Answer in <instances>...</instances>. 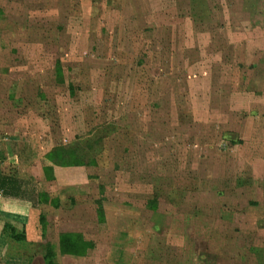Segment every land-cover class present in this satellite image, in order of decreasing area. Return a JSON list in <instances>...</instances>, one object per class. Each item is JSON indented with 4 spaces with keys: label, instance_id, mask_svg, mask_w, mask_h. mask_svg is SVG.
<instances>
[{
    "label": "rangeland",
    "instance_id": "1",
    "mask_svg": "<svg viewBox=\"0 0 264 264\" xmlns=\"http://www.w3.org/2000/svg\"><path fill=\"white\" fill-rule=\"evenodd\" d=\"M0 172L27 264H264V0H0Z\"/></svg>",
    "mask_w": 264,
    "mask_h": 264
},
{
    "label": "crops",
    "instance_id": "2",
    "mask_svg": "<svg viewBox=\"0 0 264 264\" xmlns=\"http://www.w3.org/2000/svg\"><path fill=\"white\" fill-rule=\"evenodd\" d=\"M33 205V200L23 197L6 195L0 190V264H27L22 259L24 258V255H12L13 253L8 252V250L6 249L9 246H7L8 241L6 240L5 233L9 234L10 236V232L3 229V224L4 220L9 221L18 233H20V231L17 227H24L25 231L22 233L24 234L25 240L29 242L30 237L27 230L28 225H30L34 220L32 214L34 209ZM8 240L18 242L11 237ZM40 242L42 243L43 240H41ZM34 259H36V257ZM33 264H35V262H33Z\"/></svg>",
    "mask_w": 264,
    "mask_h": 264
},
{
    "label": "trees",
    "instance_id": "3",
    "mask_svg": "<svg viewBox=\"0 0 264 264\" xmlns=\"http://www.w3.org/2000/svg\"><path fill=\"white\" fill-rule=\"evenodd\" d=\"M45 170L49 171L50 173L52 172V169L49 166H46ZM24 184H25L24 180L20 179L15 175L0 173V190L2 193L16 197L28 198L34 201L35 199L31 198L30 196H29L30 198L26 196V191H25V187H26L30 189L31 192H33L32 188L34 186L30 185V183H28L30 186ZM41 194L40 191L35 193V196L37 197L35 200L36 202L38 201V196ZM31 195L33 197V193ZM40 220L44 222L45 221L44 216H41ZM3 229L8 230L10 232V237L16 241L23 240L25 238L24 234L22 232L20 233L16 232L14 226L7 220H4ZM46 264H56V263H54L53 260H50L48 258Z\"/></svg>",
    "mask_w": 264,
    "mask_h": 264
}]
</instances>
